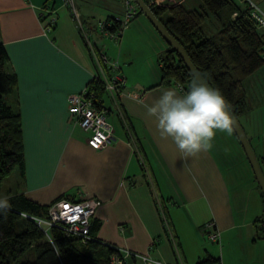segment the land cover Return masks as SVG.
<instances>
[{"label":"crops","instance_id":"0c3cea01","mask_svg":"<svg viewBox=\"0 0 264 264\" xmlns=\"http://www.w3.org/2000/svg\"><path fill=\"white\" fill-rule=\"evenodd\" d=\"M175 1L185 6L186 0ZM252 1L264 10V0ZM44 7L57 17L49 32L43 31ZM79 7L94 38L95 19ZM109 9L103 18L119 14L115 6ZM127 35L123 32L118 43H126ZM0 42L9 56V71L17 75L9 103L20 113L24 145V173L18 168L16 175L19 188L2 200L8 204L16 194L40 204L60 197H95L101 204L91 225L104 242L167 264L220 258L216 242L206 238L205 224L213 221L221 234L241 225L236 220L237 196L228 180H238L234 164L243 155L234 131H217L212 148L194 157H183L171 138L160 137L147 107L166 89L183 94L173 81H160L158 60L167 46L159 45L137 61L95 39L111 62L128 61L124 71L119 68L125 84L115 99L110 96L111 107L102 97L116 141L95 149L87 143L89 134L67 112V96L87 88L98 71L69 6L63 0H0ZM256 156L264 162V156ZM247 181L254 192V181ZM261 202L254 217L263 211ZM127 264L143 263L132 259Z\"/></svg>","mask_w":264,"mask_h":264},{"label":"trees","instance_id":"16d2710c","mask_svg":"<svg viewBox=\"0 0 264 264\" xmlns=\"http://www.w3.org/2000/svg\"><path fill=\"white\" fill-rule=\"evenodd\" d=\"M229 4L231 8L222 13ZM150 8L205 81L221 90L239 118L246 111L244 81L264 66V29L251 18L247 1L200 0L193 8L164 1ZM158 61L160 81L180 83L187 91L191 74L169 43ZM8 63L9 56L0 42V186L15 168L24 173L21 116L7 101L15 92L17 75L9 71ZM87 89L94 104L103 106L106 91L101 79L94 76ZM261 197L264 206L262 193ZM48 205L23 194L13 195L5 208L0 205V264H110L115 248L94 235V225L90 224L89 239L66 236L55 226L48 229V235L44 233L33 218L46 219ZM258 221L264 224V219L259 217ZM196 264L222 263L220 258L206 256Z\"/></svg>","mask_w":264,"mask_h":264},{"label":"rangeland","instance_id":"374dc122","mask_svg":"<svg viewBox=\"0 0 264 264\" xmlns=\"http://www.w3.org/2000/svg\"><path fill=\"white\" fill-rule=\"evenodd\" d=\"M236 1L240 2V0ZM74 2L79 9V6H81L86 9V11L89 10L88 15L93 16L91 18L95 19L93 21L95 24L99 20H96L97 18H103L106 13L112 12L109 8L113 6L116 7L119 14H122L123 3L119 0H80L79 2L78 0H74ZM173 2L177 1H169V3ZM199 3L200 0H186L184 5L187 8H193ZM230 8V4L225 6L222 9V13H225ZM123 32L125 35L128 33V35L126 36V40H124L126 43L122 45L121 42L114 43L111 40L104 39L98 33L93 40L95 41L97 38L99 41L98 44L102 43L106 44V46L112 44V47L113 45L114 48L115 46L117 47L116 50L119 48L122 49V55L125 57H132L137 61L150 55L152 53L151 51L157 49L159 45H161V47L164 46V48L167 46L166 41L160 33L142 13L136 14ZM155 37L158 40H155ZM99 49L102 50V47H99ZM103 50L105 51V49ZM127 64L128 61L126 64H123V60H121L119 64L116 63L118 67L123 68V71ZM243 86L246 99V111L239 116L238 120L256 154L258 156H264L262 153V147H264V66L247 78ZM10 97L11 95L7 96L8 102H10ZM103 97L104 103L111 107L112 100L109 93H104ZM238 147L240 153L243 155V159L236 160V162L235 157H233L235 162L234 168L237 172L238 180L235 181L234 179H230L228 183L237 196L236 220L238 223H241V225L233 231L221 234L220 243H213H215L214 245L219 251L220 262L222 264H264V229L258 221L259 217L264 219V208L260 215H256L258 218L253 215L255 208L257 209V205L262 203V200L260 201L259 198V195L261 196V190L257 185V181H255L251 166L239 142ZM17 169L18 168H15L11 174L1 182L0 200H2V196H6L9 192H14L19 188V182H16ZM261 169L264 172V162H261ZM247 172L248 176L246 174ZM248 179H251L252 182L254 181L257 187L254 192L251 190L250 183L247 181ZM256 192L258 194H255ZM245 222L249 224L246 225ZM205 241L207 243L206 239ZM106 257V252H103L102 258L106 260Z\"/></svg>","mask_w":264,"mask_h":264},{"label":"built area","instance_id":"2783aa9c","mask_svg":"<svg viewBox=\"0 0 264 264\" xmlns=\"http://www.w3.org/2000/svg\"><path fill=\"white\" fill-rule=\"evenodd\" d=\"M64 4L69 6L73 15L75 27L80 30L85 45L93 57L97 65L96 77L100 78L104 89L109 95L115 99L116 94L124 87L125 77L120 72L116 63L110 61L106 52L96 47L95 41L88 31V25L82 20L80 13L74 3V0H63ZM123 3L122 14H115L108 18L99 19L95 24V32L104 39L118 43L123 30L128 26L130 20L135 16L137 7L132 0H119ZM166 0H147V5L155 6L163 3ZM247 1L250 8L251 18L256 25L264 29V11L252 0ZM46 19L43 22V31L49 32L53 29L57 22V17L54 10L49 7H44ZM236 13H233L235 15ZM181 93L186 92L180 83L175 84ZM92 94H88V89L85 88L80 92L71 93L67 96V112L72 120L78 126L89 134L87 143L95 149H99L110 145L116 141L112 131V125L108 121V109L104 106L97 107L94 104ZM119 115L123 117L119 110ZM101 201L95 197H85L79 200H70L66 197H61L53 200L48 205V213L46 219L33 218L36 224L48 235V229L55 226L60 228L66 236H78L84 239H89V231L92 217ZM163 223L167 229L168 223L163 216ZM261 226L264 224L261 223ZM205 232L209 240L220 243L221 233L213 221H208L205 224ZM115 248L110 257V264H127L131 258L139 259L143 264L147 258H151L145 254L137 253L128 249H121L115 245ZM152 259V258H151ZM154 260V259H153ZM157 264H167L157 261Z\"/></svg>","mask_w":264,"mask_h":264},{"label":"clouds","instance_id":"9594fccd","mask_svg":"<svg viewBox=\"0 0 264 264\" xmlns=\"http://www.w3.org/2000/svg\"><path fill=\"white\" fill-rule=\"evenodd\" d=\"M231 112L221 90L210 87L195 69L185 93L166 89L147 107L148 115L156 119L160 137L171 138L183 157L209 151L217 131L231 135L235 124ZM0 205L7 207V201L0 200ZM145 264L157 262L147 258Z\"/></svg>","mask_w":264,"mask_h":264},{"label":"water","instance_id":"95a60500","mask_svg":"<svg viewBox=\"0 0 264 264\" xmlns=\"http://www.w3.org/2000/svg\"><path fill=\"white\" fill-rule=\"evenodd\" d=\"M137 8L138 12L145 15L149 21L152 23L154 28L160 33V35L163 37V39L169 43L172 48L178 53L180 59L182 60L183 64L189 71V73H192V70H197L194 65L192 64L191 60L189 59L186 51L181 46V44L166 30V28L163 26V24L160 22V20L156 17L152 9L147 5V3L144 0H132ZM205 81V79H204ZM206 82V81H205ZM207 83V82H206ZM208 84V83H207ZM209 85V84H208ZM210 86V85H209ZM211 87V86H210ZM231 114L234 117L235 124L233 131L247 157V160L251 166V169L253 171L254 177L260 187L261 193L264 197V173L261 169L260 162L245 134V131L238 120V118L231 112Z\"/></svg>","mask_w":264,"mask_h":264}]
</instances>
